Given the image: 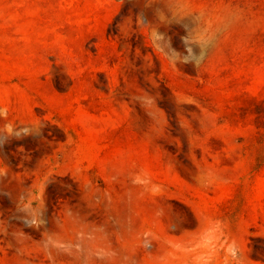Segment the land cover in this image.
<instances>
[{
    "label": "rangeland",
    "instance_id": "obj_1",
    "mask_svg": "<svg viewBox=\"0 0 264 264\" xmlns=\"http://www.w3.org/2000/svg\"><path fill=\"white\" fill-rule=\"evenodd\" d=\"M0 264H264V0H0Z\"/></svg>",
    "mask_w": 264,
    "mask_h": 264
}]
</instances>
